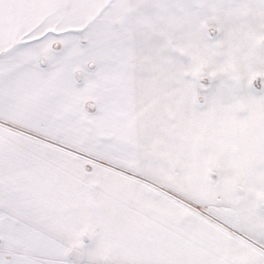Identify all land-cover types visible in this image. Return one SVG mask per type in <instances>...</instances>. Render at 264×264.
Returning a JSON list of instances; mask_svg holds the SVG:
<instances>
[{"label": "snow or ice", "instance_id": "6c2138e0", "mask_svg": "<svg viewBox=\"0 0 264 264\" xmlns=\"http://www.w3.org/2000/svg\"><path fill=\"white\" fill-rule=\"evenodd\" d=\"M0 264H264V0H0Z\"/></svg>", "mask_w": 264, "mask_h": 264}]
</instances>
